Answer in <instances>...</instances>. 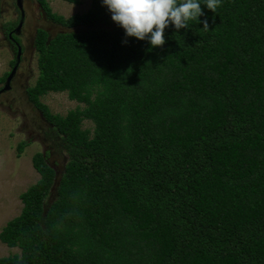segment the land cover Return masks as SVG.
<instances>
[{
	"label": "trees",
	"instance_id": "obj_1",
	"mask_svg": "<svg viewBox=\"0 0 264 264\" xmlns=\"http://www.w3.org/2000/svg\"><path fill=\"white\" fill-rule=\"evenodd\" d=\"M38 2L68 30L36 29L26 92L68 158L56 176L33 156L0 264H264V0L201 4L208 29L169 25L155 48L101 0L69 17ZM49 91L82 106L51 113Z\"/></svg>",
	"mask_w": 264,
	"mask_h": 264
},
{
	"label": "rangeland",
	"instance_id": "obj_2",
	"mask_svg": "<svg viewBox=\"0 0 264 264\" xmlns=\"http://www.w3.org/2000/svg\"><path fill=\"white\" fill-rule=\"evenodd\" d=\"M48 5L52 12L69 17L86 12L91 6V0H81L78 4L65 0H48ZM23 10V21L19 33H16L22 47L21 60L10 88L0 92V230L6 221L20 213L23 205L20 194L40 177L32 163L35 153H47L45 161L55 168L56 176L60 174L68 158L62 147L52 146L53 138L45 134L49 123L41 110L28 100L26 92L27 87L34 85L39 73L38 53L33 42L36 29H46L50 36L68 29L49 19L38 0H23ZM18 16L20 13L14 0H0V80L3 73L13 67L12 59L16 49L7 38L6 26L16 27L21 18ZM6 77L7 75L3 83ZM3 83H0V87ZM39 100L51 113L61 115L77 105L82 106V103L70 99L66 91H49L40 95ZM83 122L84 126L91 125L87 120ZM22 143V151L19 152L18 145ZM12 252H19V249L0 241V257Z\"/></svg>",
	"mask_w": 264,
	"mask_h": 264
},
{
	"label": "clouds",
	"instance_id": "obj_3",
	"mask_svg": "<svg viewBox=\"0 0 264 264\" xmlns=\"http://www.w3.org/2000/svg\"><path fill=\"white\" fill-rule=\"evenodd\" d=\"M101 2L111 13L112 21L124 30L126 37H134L141 41L147 39L153 48L165 44V29L169 25H173L179 32L180 29L188 27V21L195 20L198 23H203L202 29H208L207 20L203 22L199 20V17L204 14L201 4H204L213 13H216L220 5V0H203V3H201V0H101ZM16 8L20 13L19 17L23 21L24 10L23 12L21 11L17 2ZM10 28L11 26H6L8 33ZM14 30H17L16 27ZM16 33L15 31L9 33V36L15 35L17 44L20 45V40ZM13 47L17 53L16 44H13ZM15 57L12 60H15Z\"/></svg>",
	"mask_w": 264,
	"mask_h": 264
},
{
	"label": "water",
	"instance_id": "obj_4",
	"mask_svg": "<svg viewBox=\"0 0 264 264\" xmlns=\"http://www.w3.org/2000/svg\"><path fill=\"white\" fill-rule=\"evenodd\" d=\"M18 7L21 9V11L23 12L22 9V0H16ZM22 24V18L20 19L18 25L16 26V29L18 30L21 27ZM16 48H17V53H16V57L14 60V64L13 67L10 70V73L7 75L3 86L0 88V92L8 90L10 88V82L12 80V78L14 77L16 70L18 68L19 62H20V54H21V46L19 44H16Z\"/></svg>",
	"mask_w": 264,
	"mask_h": 264
},
{
	"label": "flooded vegetation",
	"instance_id": "obj_5",
	"mask_svg": "<svg viewBox=\"0 0 264 264\" xmlns=\"http://www.w3.org/2000/svg\"><path fill=\"white\" fill-rule=\"evenodd\" d=\"M14 4L16 5V1H15V0H14ZM18 17H19V16H18ZM14 28H15L14 26L11 27V28L9 29V31H10L9 33H12V32H14V31L19 33V31H18V30H14ZM9 33H8V36H7V38L9 39V41H10L11 43H13L14 45L17 44L18 42L16 41V37L13 36V35H12V37H10V36H9Z\"/></svg>",
	"mask_w": 264,
	"mask_h": 264
}]
</instances>
